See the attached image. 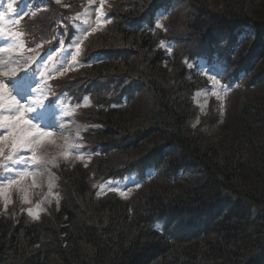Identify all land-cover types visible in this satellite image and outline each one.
<instances>
[{
	"label": "trees",
	"instance_id": "trees-1",
	"mask_svg": "<svg viewBox=\"0 0 264 264\" xmlns=\"http://www.w3.org/2000/svg\"><path fill=\"white\" fill-rule=\"evenodd\" d=\"M70 1L39 22L68 20L80 2ZM109 4L111 21L84 42L76 74L51 84L85 97L76 114L98 126L84 136L96 162L60 164L51 217L0 214V264H264V0ZM163 11L171 19L156 28ZM204 54L234 88L223 124L215 101L204 115L194 100L208 84ZM147 171L156 177L130 199L100 195V184Z\"/></svg>",
	"mask_w": 264,
	"mask_h": 264
},
{
	"label": "rangeland",
	"instance_id": "rangeland-1",
	"mask_svg": "<svg viewBox=\"0 0 264 264\" xmlns=\"http://www.w3.org/2000/svg\"><path fill=\"white\" fill-rule=\"evenodd\" d=\"M15 0H6V2H12ZM64 0H60L63 2ZM107 0H104V4H106ZM1 2V0H0ZM2 3V2H1ZM103 4V5H104ZM5 7V6H4ZM32 6L26 5L24 10H26L27 14H31V22L32 24L28 25L25 20L22 22L27 26V29L35 32L33 39H30L31 35L29 33L19 34L20 41L19 43L13 45L12 43L16 41L17 36L14 35L11 38H4L2 34H0V49L5 47L9 48L8 52L0 51V79H3L6 83H9V87L11 90V83L10 80L16 77L17 74L22 72L19 68L26 62H30L29 66L26 68H30L35 63L36 72H35V80L32 84V87L36 91V87L42 86L46 78L48 77H58L61 75H67L68 72H74L77 69V64L74 61L73 57H75L78 53L76 52V47L79 46L81 49L82 45L84 44V40L87 39L88 36L96 33L98 30L102 31V25L104 20L101 19V11L103 13L104 8H100V0H92L90 3L89 0H86V10L85 12L81 13L82 17L80 20L82 22L77 27L79 33H77L76 37L72 40L69 37L66 38L65 44L61 45L60 47H65L59 49L60 47H56L52 55H47L45 58L40 60V55H34L32 57L25 56L22 54L21 51L27 46L31 45V43H38L41 41L44 44H50V33L47 28L44 26L42 22H39L38 14H41V9L32 10ZM5 10L0 11V28L5 23L4 21L7 20L8 14L10 13L9 7H5ZM21 10V9H20ZM40 11V12H39ZM39 12V13H37ZM26 14V15H27ZM161 15V14H160ZM163 16V15H162ZM158 21L159 24L162 25L164 19ZM161 22V23H160ZM42 24V25H39ZM92 29H95L93 31ZM25 31V29H24ZM53 37V35L51 34ZM26 37H29L25 39ZM43 38V40L41 39ZM26 40H30L31 43H26ZM71 42V43H70ZM28 47V46H27ZM54 47V46H52ZM59 49V50H58ZM55 58L56 61L50 63L52 59ZM40 60V61H39ZM205 64V63H204ZM50 66V67H49ZM167 68L171 69L172 62L166 63ZM216 71L207 70L215 73L220 69V66H214ZM12 70H15V76L12 75ZM7 73V75H4ZM206 78H208L206 76ZM209 84L206 86L205 89L199 90L196 92L195 95V103L199 107L200 110L203 111L204 115L210 111V105L213 101L216 102V109H219L218 112H214L213 116L216 118H221V111L223 115L225 113L224 107L228 102V97L233 92L234 88L228 87L223 82H220L216 85V90L219 92L220 99H217L216 96L211 94L212 84L211 81L208 79ZM226 85V86H225ZM227 87L228 92L225 93L223 88ZM35 91L32 92L30 95L34 97ZM15 94V92L13 93ZM70 95L64 93L62 97H58L55 99V104L52 105L51 111L55 114L53 119V125L56 122H59V130L56 134L51 138H46L45 143L41 146L40 150H38V155L44 157L45 160L49 161L46 165H35V168H38L42 175H37V184L38 186L33 188L31 187V178L22 182V186L26 189V192L19 191L16 187L9 189V198L10 203L7 206V210H4L3 200L0 199V214L7 217L9 220H17L21 216L25 215L26 217L30 218V220L41 219L42 215H47L51 217L50 211L53 207L54 203H59L61 197L58 195V188H57V168L60 166L62 162L67 163L68 165H75L80 164L83 167H87L94 161L92 157L91 151L87 150L88 144H85L82 141L81 135L87 130V126L79 124L77 118L75 116L76 110L81 104L86 103L85 97L83 103H80L82 100L73 101L69 99ZM19 98V97H17ZM46 98V97H45ZM232 99V98H231ZM44 101V98H43ZM83 154V155H81ZM87 165V166H85ZM0 175H3V171L0 170ZM51 177V194H49V179ZM139 185L137 178L131 177L129 179L123 180H114L113 183L110 185L107 184H100V195L105 197L108 194H117L121 199L124 201L126 199H130L135 195L133 193L137 187L134 185ZM112 187H118L120 190L126 192V195H121L119 191H111ZM27 195L28 199L31 201L29 204L22 203V198ZM40 204V208L37 209L36 205ZM32 208L34 212L38 213V218L30 217L27 214V209Z\"/></svg>",
	"mask_w": 264,
	"mask_h": 264
},
{
	"label": "snow or ice",
	"instance_id": "snow-or-ice-1",
	"mask_svg": "<svg viewBox=\"0 0 264 264\" xmlns=\"http://www.w3.org/2000/svg\"><path fill=\"white\" fill-rule=\"evenodd\" d=\"M55 2L59 4L60 0H55ZM89 2L91 3L92 0H89ZM103 4L104 0H100L101 9ZM101 15H103L102 11ZM20 18L22 19L23 16L21 15ZM15 22L18 24L20 20L17 19ZM155 27L160 28L162 25L156 23ZM92 30L95 31V29ZM170 50L169 46V52ZM0 51L8 52L9 48L5 47ZM79 51L80 48L77 46L76 52ZM97 62L101 61L98 59ZM189 67L194 69L195 65H189ZM220 69L212 73L205 68H201L200 73L207 76L211 81V94L216 96L217 99H220V95L216 90V85L219 83L222 72L226 71L223 66H220ZM4 75H7V73H4ZM12 75L15 76V70H12ZM10 83L11 90L9 83L0 79V170L3 171V175H0V199L3 200L4 210H7V206L11 202L9 189L16 187L19 191L26 192L22 182L29 178L32 181L31 187L38 186L36 177L42 175V173L34 166L49 163L43 156L38 155V150L45 143L46 138L53 137L59 130V122L53 125L55 115L51 111L53 101L50 100L48 104H45L43 98L32 97L30 94L35 89L26 77H20L10 81ZM223 91L226 93L228 88L224 87ZM14 92L15 94H13ZM221 115H223L222 111ZM134 187H139V185H134ZM51 188L50 177L49 194H51ZM110 190L119 191L122 196L126 195V192L118 187H112ZM22 203H31L27 195L22 198ZM36 208L39 209L40 204H37ZM27 214L30 217L38 218V213L34 212L32 208L27 209Z\"/></svg>",
	"mask_w": 264,
	"mask_h": 264
},
{
	"label": "bare ground",
	"instance_id": "bare-ground-1",
	"mask_svg": "<svg viewBox=\"0 0 264 264\" xmlns=\"http://www.w3.org/2000/svg\"><path fill=\"white\" fill-rule=\"evenodd\" d=\"M206 54H204V56H205ZM207 59H211L212 61H213V65L211 66L212 68H211V70H213V71H216L215 70V68H214V66H216V65H218V66H222V64H220V63H218L219 61H217L216 60V58L215 59H213L211 56H209V55H206L205 56ZM207 61H206V59L204 58V59H199V67L200 68H204L203 66V63H206ZM191 65H195V63H191ZM223 68H225L224 66H223ZM195 69H197L198 70V72L200 71V69L195 65ZM218 71L219 70H221V69H217ZM247 71H248V68L246 69V70H242L241 72H240V74H239V76H237V78H236V82H235V84L237 85L239 82H241V80H243V78L244 77H246L245 75L247 74ZM201 77H203V78H206V76L205 75H203V74H201ZM225 71H223L222 72V75L220 76V78H219V81H223V80H225ZM207 79V81H208V78H206ZM226 83V82H225ZM208 84H209V81H208ZM207 84V85H208ZM226 84H229L228 82L226 83ZM230 85V84H229ZM196 95V94H195ZM195 98V97H194ZM219 120H220V123L221 124H223L224 123V119H222V118H219ZM142 189V187H139V190H141Z\"/></svg>",
	"mask_w": 264,
	"mask_h": 264
}]
</instances>
